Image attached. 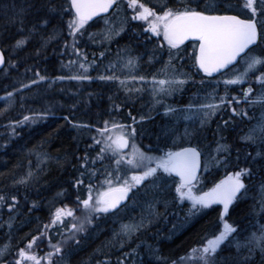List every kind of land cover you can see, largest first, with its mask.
<instances>
[{
  "label": "snow or ice",
  "instance_id": "snow-or-ice-1",
  "mask_svg": "<svg viewBox=\"0 0 264 264\" xmlns=\"http://www.w3.org/2000/svg\"><path fill=\"white\" fill-rule=\"evenodd\" d=\"M193 3L194 0H160V10L156 11L140 0H127L128 7L133 9L131 20L146 24L143 33L150 35L145 39L162 37V40L158 39L153 43L161 53L166 46L168 59L158 71L149 76L138 71L142 57L133 55L131 49L126 47L117 51L116 59L109 61L95 77L89 75V72L98 65L97 54L93 53V58L89 60L82 41L111 44L115 37L127 30L126 22L117 29L105 18L103 30L98 33L89 31V22L118 6V0H23L22 3L12 0L11 4L4 6L8 9L6 16L9 24L17 26V31L24 33L12 43L14 52L23 50L36 34H40L42 43L36 49V55H39L40 49L45 48L63 31L61 26L53 25L52 22L59 20L64 23L65 17L67 34L71 38L70 42L65 41V51L61 52L62 56L67 53L70 57L67 63L61 61V68L67 69L68 74L49 77L36 71L35 78L29 83H22L20 88L0 97L9 106L13 103L16 91L22 92L23 89L42 82H47L48 87H51L57 82H91L95 79L116 83L125 94V102L131 101L135 94L147 90L152 96L154 107H164L165 116L172 117L177 123L180 119L192 120L198 122L199 127L193 128L191 132L185 128L184 133H180L174 124L169 125L157 134L156 146L143 148L137 143V138L144 135L143 122L151 119V116L141 115L137 119L129 112L131 124L120 122L114 116L97 124L73 122L65 116L64 119L73 128L88 129L93 133L88 148L95 151L94 156L86 150L82 156L76 157L79 167L76 168L78 176L73 181V188L77 190L74 206L70 207L65 203L57 207L50 220L35 235H30L24 247L16 251L11 262L4 259L11 254L10 245H5L0 249V262L66 264L67 258L79 248L81 237L89 234L90 228L95 231L97 221L115 217L121 211L127 210V202H131L132 206L142 202L139 218L120 221L119 227L112 231L110 238L97 249L98 253L106 255L104 248H123L163 215L158 206L163 205L166 213L170 205L187 201L190 207L185 222H190L206 210L213 209V206L220 205L222 210L215 209L220 212L219 223L211 238H205L203 243L193 246L177 260H172L171 264H257V255L259 264H264V224L260 226L258 233H248L247 229L239 228L225 219L230 208L247 195L246 180L255 175L249 164L264 161V53L255 52V47L264 43V0H242L240 7L246 10L243 15L232 11L231 0H212L203 7L200 3L193 6ZM49 27L51 32L45 37L44 33ZM187 41L193 42L191 58L198 73L203 74L200 83L204 84L205 78H211L215 83L212 91L202 100L190 102L186 109H177L165 104L164 100L182 92L184 86L193 79L190 72L178 67L187 53V48L182 47ZM107 50L105 48L99 52V63H103ZM156 59L158 56L154 49L148 62ZM5 63V52L0 51V68ZM9 66L16 67V64L9 62ZM220 84L224 85L223 95L218 91ZM245 84L247 87L240 88V95H230L233 91L231 86ZM242 105L258 107L259 116L255 113L250 116ZM121 107V104L113 102L112 109L115 112H119ZM7 111V107L0 110V116ZM227 112H230V116L227 119L221 117L222 123L217 124V134L222 128L230 127L237 118L255 119V123L241 137L242 142L252 146L255 152L246 154L251 158L249 164L238 170L226 171L224 179L205 191L198 187L202 167L205 171L209 170V165L227 170L231 164V146L223 142L224 137L221 136L216 142L214 154L209 153L202 165L205 154L198 146H184V143L187 137L200 135L218 113ZM48 114V110L44 109L24 115L22 119L9 121L5 126L9 129V141L19 135L17 129L46 119ZM137 124L141 127L137 128ZM168 140H171V146ZM187 142L191 144L190 140ZM6 146L7 144L2 147ZM95 146H99L98 150ZM42 149L43 145H37L29 151V156L36 157V171H33L32 162L29 160L27 171L14 179L13 187L27 186L38 173L43 172L41 165L54 159L62 166L59 159ZM106 164L109 166H105ZM95 180H100V183H94ZM81 187L86 191L84 197L79 194ZM64 191L57 195L63 196ZM19 205L17 194L0 190V210L7 208L9 213L8 220L0 224V228L5 224L9 230L13 228L15 216L21 211ZM260 206L264 212V180L261 182ZM36 207V201H32L28 212ZM53 235H58L60 239L53 242ZM45 241L49 250L40 255L39 251ZM153 254L163 261L156 252ZM97 264H110V261L99 260ZM118 264H124L123 260Z\"/></svg>",
  "mask_w": 264,
  "mask_h": 264
},
{
  "label": "trees",
  "instance_id": "trees-1",
  "mask_svg": "<svg viewBox=\"0 0 264 264\" xmlns=\"http://www.w3.org/2000/svg\"><path fill=\"white\" fill-rule=\"evenodd\" d=\"M18 2L22 3L23 0H18ZM140 2L153 10H160V0H140ZM210 2H212V0H194L193 6H195V3H200L201 7H203L205 3ZM11 3L12 0H0V48L5 52L7 57V65L0 72V97L5 96L9 91H14V89L20 88L22 83H29L31 79L35 78L34 74L36 71H40L41 74H46L49 77L68 74L65 71L67 69L61 68V61L66 63V59L68 58L67 53L63 56L61 55V52L65 51L63 45L66 40H71L67 34V17L64 18V23L59 20L52 22L53 25L61 26L63 31L58 37L52 39V41L54 40V43H48L45 48H41L39 55H36V49L39 48L42 43L40 34H36L23 50L14 52L11 48L12 43L24 35V33L18 32L17 26L9 24L8 22L6 16L8 9L4 6ZM241 3L242 0H231V4L233 5L232 11L239 12L243 15L246 10L241 9ZM92 24L96 25V22ZM28 26L30 27L31 25L29 24ZM129 29L131 30V28ZM49 32H51V27H49L44 33V36L46 37ZM145 37V34L133 35V37H130L127 33L119 39V43L115 42L111 45H100L83 41L82 43H84L85 51L88 54L89 60L93 58V53L97 54L98 65L96 67L99 71H102L109 61H114L116 59L117 51L128 46L133 54L140 53L143 57L142 64L139 66L138 71L150 76L151 73L160 69L158 68V65L162 64V59L164 58L166 62L168 57H161L160 49L155 43H153L157 40H148L145 39ZM192 45L193 43H189L186 46L187 53L189 54L193 53ZM105 48L108 50L106 51L105 59L101 64L99 63L98 54ZM154 49L157 53L158 59L149 63L148 58L153 54ZM255 52L258 54L264 53V43H259L258 46L255 47ZM9 62L15 63L16 67H10ZM188 65H192L193 68L195 67L192 58L187 59L185 68L188 67ZM178 66L180 65L178 64ZM91 76L95 77L94 74H91ZM85 82L86 81H84V83ZM46 83L47 82H42L39 85H33L29 89H23L22 92L16 91L15 95L16 99L19 101V107H7L8 111L6 114L0 116V190L8 194H17L19 200L24 199L26 195L28 199L36 201L38 205V207L31 211V213L33 212L31 215H35L36 217L30 220L29 227H26L22 231L23 235H27L26 237H30L29 234H35L37 228L39 229L44 223H47L50 220L51 215H49V212L53 209L49 206V202L55 200L58 192L60 193L61 191L66 190L67 195H65V197H56L57 202L61 199L59 204H63L68 198H72V196L75 195L76 189L73 188V181L78 176L76 168L79 167L76 157L82 156L86 150L89 151L91 155H95V151L88 148L93 133L88 129L73 128L72 125L64 119L65 116L73 122L89 124H97L98 122H102L103 120L110 119L114 116L120 122L131 124L132 121L129 112H131L132 116H136L137 119L144 114L146 117L153 116L154 114L148 111L150 109L149 106L146 107V105L145 107H142V104L144 102L146 103L151 98L150 92L147 90L144 91V93L135 94L131 101L125 102V94L120 90L116 83L93 80L89 84L85 83V86L82 88L75 87L74 90L76 91L78 88L80 89L76 93H72L69 88H65L63 92H60L59 86L52 89L49 88V91L45 87ZM191 84H194L193 88L183 90L182 92L175 94L174 97L165 99V103L174 108L176 106L184 107L190 102L202 100L212 91L206 86L199 85H197L198 87L195 89L196 84L193 81ZM110 97L111 99H109ZM43 101L51 102L53 104L44 107L42 104ZM113 102L122 105L119 112H115L112 109ZM5 108L6 106L4 107L0 105V110ZM44 109H47L49 114L40 125H24L17 129L19 135L9 141V129L5 127L9 121L22 119L24 115H31L34 112H39ZM237 125L238 121L235 120L230 127L225 128L227 129V133L223 131L224 128L220 130L219 134H217V129L206 128L200 135H194V145L198 146L200 151L205 154L204 161L207 158L206 155L209 153L214 154L213 150L215 149L216 142L220 140L221 136H223V142H230L236 148L244 151L243 153H239L242 155H239L238 160L237 155L233 154H230L231 157L229 156V159L235 160L238 168L249 164L251 158L246 156L247 152L245 149L250 148L249 152H252L253 154L255 149L242 142L239 136L242 137L245 132L237 131L239 133V135H237L235 132L236 130H233ZM139 126L141 127V125ZM167 126L169 125L165 117L162 115L149 121H144V140L150 145L156 146L158 143L156 139L157 134ZM179 131L180 133H183L182 129H179ZM5 144H7V146L2 147ZM37 145H43L42 150L50 153L52 157L59 159L62 162V166L58 165L54 159L47 164L41 165L43 172L37 174V179L40 180L37 185L32 186L30 182L27 186L13 187L14 179L24 175L27 171L29 160L32 162L31 166L33 171H36V157L34 155L29 156V151L34 149ZM95 148L98 150L99 146H95ZM249 166L253 167L255 172L254 177L250 180H256L257 185H261L262 180H264V161L255 163L254 165L249 164ZM222 171L223 167H212L208 170L203 176L202 181L205 186L203 190H208L218 183L223 177ZM97 175L100 176V173ZM81 192L82 197L86 196L83 187H81ZM139 205L142 207V202ZM179 205L180 204H177V207ZM188 205L189 204L187 203L183 210L175 208V205H170L166 213L163 205L158 206L159 211L164 214L158 218L159 221L156 224V228H162L163 231L170 230L175 224L174 219L176 213L182 215V217L179 218V221L183 223V218L188 213ZM29 207H31V204ZM215 209H221V206H214L213 209L206 210L204 213L192 218L189 224L183 227V229L180 228L179 231L174 234L170 233V235L166 236L160 233L156 239V237H150L151 232H153L155 228L147 230L148 232L144 231L146 234L141 232L135 241L128 244V247L123 250L119 247L110 249L104 248L103 251L106 255L98 253L97 249L101 248L110 238L112 229L111 222L107 219H105L106 221H104V219L97 221L95 230L98 234L91 232L93 230L90 228L89 234L81 237L79 248L71 255V263L80 264L82 261L83 264H97V261L107 259L110 261V264H117L120 260H123L124 264H164L166 261L156 260L157 255L153 254L156 252L159 256L167 258L166 264H171L172 260H177L179 257L187 253L193 246L203 243L205 238H211L212 233L216 231L217 224L219 223L220 212ZM6 210L7 208L0 210V219L5 220V218H8V212ZM138 214L139 210H131L128 208L125 210V215L123 217L126 221L127 219H132L135 217L134 215ZM225 219L230 223H234L239 228L247 229L248 233L253 231L258 233L259 226L264 224V212L261 211L260 205H255L250 199L240 200L231 208L229 216ZM181 223L179 226H181ZM32 227L34 229H32ZM248 233H245V235ZM5 236L8 238L10 234L6 233ZM138 242H142L143 244L141 243V246H138ZM145 244L153 245V247H148ZM134 246L137 248H134ZM42 247L43 252L49 250L46 242ZM154 248H157L159 251H153ZM256 259L257 264H259L258 255Z\"/></svg>",
  "mask_w": 264,
  "mask_h": 264
},
{
  "label": "rangeland",
  "instance_id": "rangeland-1",
  "mask_svg": "<svg viewBox=\"0 0 264 264\" xmlns=\"http://www.w3.org/2000/svg\"><path fill=\"white\" fill-rule=\"evenodd\" d=\"M133 15V9H131V8H129L128 7V5H127V0H118V6H117V8L115 9V11L109 16V17H106L110 22H111V26H113V27H115V28H119L120 26H121V24H125V22H126V31L125 32H123V33H121V35L120 36H117V37H115L113 40H112V42H111V44H113V43H115V42H118L119 43V39H121V37L124 35V34H127L128 33V35L130 36V37H133V35H146V36H149L150 34H148V33H143V27H146V24L144 23V22H142V21H132L131 20V16ZM91 25V27L89 28V30L91 31V32H93V33H98V32H100L101 30H103L104 28H105V18L104 19H101V20H98V23L96 22V25H94V24H90ZM129 28H131V30L129 29ZM139 30H140V32H139ZM142 32V33H141ZM137 33H139V34H137ZM58 37V36H57ZM152 39H155V40H158V39H161L162 40V37L161 38H156V37H152ZM51 42L52 43H54V40L52 41L51 40ZM50 42V43H51ZM70 42V41H69ZM89 43H91V42H89ZM111 44H106V45H111ZM186 46L187 45H183L182 47H185L186 48ZM126 48V47H125ZM127 48H129L128 46H127ZM257 53V52H256ZM133 54V53H132ZM258 54V53H257ZM133 55H139V56H141L142 57V55H140V53H134ZM191 56H192V54H189V53H186V54H184V60L182 61V62H180L179 63V65L180 66H178V67H182V68H184L183 69V71H185V72H190L191 73V75H192V77H193V79L192 80H190L189 81V83L187 84V85H185L184 86V90H186V89H189V88H193L194 87V84H191V82L193 81L196 85H195V89L198 87L197 85H199V86H206L207 88H209V90L211 89L212 90V85L215 83L211 78H205V82H204V84H201L200 83V81H201V78H202V76H203V74L202 73H198V71L196 70V68L194 67L193 68V66L192 65H188V67H186L185 68V65H186V61H187V59L188 58H191ZM161 57H167V50H166V46H165V50H164V52L163 53H161ZM70 57H69V55H68V58L66 59V63H67V61H68V59H69ZM72 58H74V57H72ZM143 58V57H142ZM142 60L143 59H141V61H140V64H139V66L142 64ZM166 61H167V59H166ZM163 62H165V60H164V58L162 59V64H163ZM162 64H160V65H158V68H161L162 67ZM66 71V73H68L67 72V70H65ZM99 71V69L97 68V67H94L92 70H90V72H89V75H97V72ZM195 73V74H194ZM218 78V77H217ZM95 80V79H94ZM95 81H97V80H95ZM86 84H89L90 82H88V81H86L85 82ZM85 83L84 82H76V81H63V82H57V83H55V84H53L51 87H48V83H46V89L47 90H49V88L50 89H52V88H54V87H60V89H59V91L60 92H63L64 91V89L65 88H69V90L72 92V93H76L77 91H79L80 89L79 88H82L83 86H85ZM210 85V86H209ZM75 87H79L78 89H77V91L76 90H74L75 89ZM232 88H233V91H231L230 92V95H240V88L241 87H247V84H245V85H238V86H231ZM253 87L255 88L256 87V85L254 84L253 85ZM201 88V87H200ZM223 88H224V85L223 84H220L219 85V89H218V91H219V94H221V95H223ZM50 91V90H49ZM178 93H180V92H178ZM177 94V93H176ZM151 95V94H150ZM175 96V94L174 95H172V96H169V97H166L165 99H169V98H172V97H174ZM4 97V96H3ZM150 97V96H149ZM149 101V102H148ZM146 103H143V105H142V107H144V106H146L147 105V107L149 106L150 107V109L148 110L150 113H154L153 114V116H151V119H154V118H156L157 116H159V115H162L163 117H165V119H166V121H167V123H168V125H175L178 129H182L183 130V133H184V129L185 128H187V130L189 131V132H191V130L193 129V128H198L199 127V125H198V122H194V121H192V120H184V119H180V121L177 123L176 121H174L173 119H172V117H170V116H165L164 115V110H162V109H164V107L163 106H161V105H156L155 107H154V102H153V99H152V96H151V98L148 100ZM164 103H165V101H164ZM42 104L44 105V107L45 106H51L53 103H51V102H47V101H43L42 102ZM166 104V103H165ZM0 105H2V106H6V107H8V108H14V107H19V101L16 99V95H15V97H14V100H13V103H12V105L11 106H9L8 104H7V102L5 101V100H3V99H0ZM248 112H249V115L251 116L253 113H255L256 114V116L258 117L259 116V114H260V109L258 108V107H249L248 105H242ZM155 108V109H154ZM175 108H177V109H186L187 108V106H182V107H175ZM255 110V111H254ZM228 116H230V112H227V113H218L217 114V116L216 117H214L211 121H210V123H209V125L206 127L207 129L208 128H212V129H217V124L218 123H222V119H221V117H223V119H227L228 118ZM151 119H146L145 121H149V120H151ZM44 121V119L43 120H40V121H38L37 123H35V124H28L29 126L30 125H40L42 122ZM236 121H238V125H237V127L236 128H234L233 130H236L235 132L237 133V135H239V133L237 132V131H244L245 133L247 132V130H248V128L253 124V123H255V119H253V120H248V119H245V120H240L239 118H237L236 119ZM180 126V127H179ZM183 126V127H182ZM136 127L137 128H139L140 126H139V124H137L136 125ZM189 128V129H188ZM223 131H225L226 133H227V129H225L224 128V130ZM230 135H233V134H230ZM241 135V134H240ZM194 135H192V136H190V137H187V139H186V141H185V143H184V146H196V145H194ZM239 138H241L240 136H239ZM188 140H190V142H191V144L189 145V143L187 142ZM137 143L138 144H140L143 148H147V147H149L150 146V144L147 142V141H145L144 140V137L142 136V137H138L137 138ZM229 143V144H228ZM168 144H169V146H171V140H168ZM227 144L228 145H230L231 146V153L230 154H233V155H242V154H239V153H243L244 151H242L241 149H239V148H236L235 146H233V144L232 143H230V142H227ZM151 146H153V145H151ZM235 149V150H234ZM250 149V148H249ZM249 149H245V151L248 153L249 152ZM232 150H234V151H232ZM214 152V151H213ZM156 154H159V153H156ZM206 156H208V155H206ZM106 166H109L108 164H106ZM213 166H211V165H209V170L212 168ZM233 170H238V167L236 166V161L235 160H231V164H230V166L228 167V169L226 170L225 168H223V171H222V175H223V177H222V179H224L225 178V175H226V171H228V172H230V171H233ZM208 171V170H207ZM207 171H205V170H203V172H202V175H201V182H200V184H199V188H202V189H204V182L202 181L203 180V176L206 174V172ZM221 179V180H222ZM38 181H40V180H38L37 179V176L36 177H34L33 178V180L31 181V185L33 186V185H37V183H38ZM94 183H97V184H99L100 183V181H94ZM219 183V182H218ZM246 183L248 184V192H247V195H246V197H244L243 199H240L241 201L242 200H248V199H250L251 201H253L254 202V204L256 205H260V200H261V185H257V181L256 180H249V181H247L246 180ZM64 191V190H63ZM206 191V190H205ZM86 192V191H85ZM77 194V190L75 191V195L74 196H72V198H68L67 199V201L66 202H64L63 204H68L69 206L71 205V206H74V202L76 201V195ZM79 194L81 195L82 194V192H81V189H80V192H79ZM56 195V194H55ZM55 195H54V197H55ZM65 195H66V191H64V195L63 196H61V197H65ZM26 196V195H25ZM67 196V195H66ZM32 197H33V195H32ZM41 197V196H40ZM39 197V198H40ZM53 197V198H54ZM56 197H58V195H56ZM56 197H55V200L53 201V202H49V206L53 209L51 212H49V215H51L52 214V212H54L55 211V209L57 208V207H61L63 204H59V201L61 200H59L58 202L56 201ZM239 200V201H240ZM32 201H34V200H32V199H28L27 198V201H25V198L24 199H22V200H20V205H19V207H20V209H21V211H20V213L18 214V215H16L15 216V221H14V225H13V228L11 229V230H9L8 229V227H7V225L5 224L4 225V227L3 228H0V249H2L5 245H10V249H9V252L11 253V254H8V255H6L5 257H4V259L5 260H7V261H9V262H11L12 260H13V256L15 255V253H16V251L19 249V248H21V247H24V245L26 244V242H27V239H29L30 237H26L27 235H23L22 234V231L26 228V227H29V221L30 220H32V219H34L36 216H33V215H31L32 213L30 212H28V208H30L29 206H30V204L32 205ZM238 201V202H239ZM237 202V203H238ZM189 204V202H187V201H185L183 204H180L178 207H177V205H175L174 207L175 208H179L180 210H183L184 209V207L186 206V204ZM235 205V204H234ZM233 205V206H234ZM70 206V207H71ZM215 206H220V205H215ZM232 206V207H233ZM190 207V204L188 205V208ZM214 207V206H213ZM231 207V208H232ZM128 208H130L131 210H134V209H136V210H139V214L138 215H134L135 216V218H139V215H140V213H141V210H142V207L140 206V205H136V206H132L131 205V203H129V207ZM231 208H230V210H231ZM221 210H222V206H221ZM230 210H229V212H230ZM7 211V210H6ZM8 212V211H7ZM8 215V218H9V213H7ZM79 214V213H78ZM125 215V211H122V212H120L117 216H115V217H108V218H106L107 220H109L110 222H111V234H112V231L114 230V229H117L118 227H119V222L120 221H125L124 220V218H123V216ZM188 215V213L186 214V216ZM6 216V217H7ZM185 216V217H186ZM180 217H182V215L180 214V213H176L175 214V219H174V222H175V224H174V226L170 229V230H168V231H163L162 230V228H159V229H157L156 228V224L158 223V219L157 220H155L154 222H153V224H151L150 226H149V228L147 229V230H150V229H152V228H155V230L153 231V232H151V238H154V237H156V239L158 238V236L160 235V233H162V234H164V235H170V233H172V234H174V233H176V232H178L179 231V229L180 228H183V227H185L187 224H189V222H185V217L183 218V223L181 224V226H179V224L181 223V222H179V218ZM8 218L6 219L5 218V220L4 219H0V224H2V223H4V221H7L8 220ZM134 218V217H133ZM225 218H227V217H225ZM101 220H103V219H101ZM116 220V221H115ZM192 220V219H191ZM227 220V219H226ZM100 221V220H99ZM104 221H106L105 219H104ZM97 223V222H96ZM177 224V225H176ZM184 224V225H183ZM176 225V226H175ZM183 226V227H182ZM32 229H34L33 227H32ZM146 230V231H147ZM37 231H38V228H37V230L35 231L36 233H37ZM91 232H95V234H98V232L95 230V231H91ZM142 232H144V231H142ZM6 233H8V234H10V236L8 237V238H6ZM35 233V234H36ZM145 233V232H144ZM35 234H30V235H35ZM146 234V233H145ZM159 234V235H158ZM29 235V236H30ZM137 238V237H136ZM136 238H134L133 239V241L131 242V243H133L134 241H135V239ZM147 238V237H146ZM52 239H53V242H55L56 240H59L60 239V237L58 236V235H53L52 236ZM46 243H47V241H45ZM131 243H128V244H131ZM139 244H138V246H141V243L142 242H138ZM5 244V245H4ZM128 244H126L123 248H120V249H125V248H127L128 247ZM136 244V243H135ZM134 244V245H135ZM42 246H44V245H42ZM42 246H41V249H40V251H39V254L40 255H43L45 252H43L42 251ZM127 246V247H126ZM148 247H151V246H153V245H147ZM134 248H136L135 246H134ZM35 250V249H34ZM158 249L157 248H154L153 249V251H157ZM72 255V254H71ZM71 255L67 258V262H66V264H72L71 263ZM160 257H162L163 258V261H166L167 262V258L166 257H163V256H160ZM157 261H160V260H158L157 259ZM0 264H3V262H0ZM25 264H30V262H25ZM80 264H83V262L81 261V263ZM118 264V263H117Z\"/></svg>",
  "mask_w": 264,
  "mask_h": 264
},
{
  "label": "water",
  "instance_id": "water-1",
  "mask_svg": "<svg viewBox=\"0 0 264 264\" xmlns=\"http://www.w3.org/2000/svg\"><path fill=\"white\" fill-rule=\"evenodd\" d=\"M115 8H116V6H114L113 9H109V12H108V13H102L100 16L95 17V18L93 19V21H90L89 23H93V22H95L96 20H98V19H100V18H103V17L109 16V15L114 11ZM189 42H192V41H187V42H185V44H186V43H189ZM0 51H3V50L0 48ZM5 60H6L5 66H4L3 68H0V72H1V71L6 67V65H7V57H6V54H5ZM203 163H204V158L202 159V165H203ZM202 171H203V167H202V170H201L200 173H199V176H200V177H201ZM228 215H229V214H228Z\"/></svg>",
  "mask_w": 264,
  "mask_h": 264
},
{
  "label": "bare ground",
  "instance_id": "bare-ground-1",
  "mask_svg": "<svg viewBox=\"0 0 264 264\" xmlns=\"http://www.w3.org/2000/svg\"><path fill=\"white\" fill-rule=\"evenodd\" d=\"M184 69V68H183ZM195 74V73H194ZM144 93V92H143ZM151 96V95H150ZM138 101V100H137ZM145 101V100H144ZM149 102V101H148ZM138 103H140V102H138ZM145 103V102H144ZM143 105V104H142ZM145 107V106H144ZM147 107V106H146ZM157 107V106H156ZM143 109V108H142ZM155 109V108H154ZM255 111V110H254ZM138 112V111H137ZM145 115V114H144ZM120 118V117H119ZM180 127V126H179ZM183 127V126H182ZM189 129V128H188ZM184 131H185V129H184ZM190 131V130H189ZM192 131V130H191ZM229 144V143H228ZM216 147V146H215ZM212 148V147H211ZM235 150V149H234ZM234 150H232V151H234ZM231 157V156H230ZM238 160V159H237ZM67 181V180H66ZM72 183V182H71ZM59 186V185H58ZM64 188V187H63ZM62 189V188H61ZM63 190V189H62ZM52 191V190H51ZM59 193V192H58ZM49 200V199H48ZM69 200V199H68ZM71 206V205H70ZM71 207H73V206H71ZM163 209V208H162ZM174 210V209H173ZM253 212V211H252ZM257 212H258V210H257ZM53 213V212H52ZM124 218V217H123ZM125 218H127V217H125ZM128 220V219H127ZM126 220V221H127ZM116 221V220H115ZM180 222V221H179ZM257 222V221H256ZM42 224V223H41ZM182 224V223H181ZM172 225V224H171ZM177 225V224H176ZM175 225V226H176ZM184 225V224H183ZM168 226V225H167ZM183 227V226H182ZM257 227V226H256ZM260 227V226H259ZM183 229V228H182ZM212 229V228H211ZM209 230V229H208ZM148 232V231H147ZM203 233V232H202ZM211 233V232H210ZM30 235V234H29ZM209 235H211V234H209ZM139 236V235H138ZM137 236V237H138ZM200 236V235H199ZM170 237V236H169ZM201 237V236H200ZM146 239V238H145ZM144 239V240H145ZM171 239V238H170ZM169 239V240H170ZM139 240V239H138ZM165 240V239H164ZM143 241V240H142ZM148 241V240H147ZM172 242V241H171ZM139 244V243H138ZM143 244V243H142ZM5 245V244H4ZM145 245H147V244H145ZM177 246V245H176ZM127 247V246H126ZM151 247H153V246H151ZM43 248V247H42ZM137 248V247H136ZM184 248V247H183ZM129 249V248H128ZM135 250V249H134ZM125 251V250H124ZM131 251V250H130ZM159 251V250H158ZM179 251V250H178ZM128 253V252H127ZM148 253H149V251H148ZM125 255V254H124ZM174 255V254H173ZM136 256V255H135ZM138 256H140V255H138ZM140 258V257H139ZM147 259V258H146ZM157 260V259H156ZM139 261V260H138ZM137 263V262H136ZM139 264V263H138Z\"/></svg>",
  "mask_w": 264,
  "mask_h": 264
},
{
  "label": "flooded vegetation",
  "instance_id": "flooded-vegetation-1",
  "mask_svg": "<svg viewBox=\"0 0 264 264\" xmlns=\"http://www.w3.org/2000/svg\"><path fill=\"white\" fill-rule=\"evenodd\" d=\"M35 216V215H34Z\"/></svg>",
  "mask_w": 264,
  "mask_h": 264
}]
</instances>
